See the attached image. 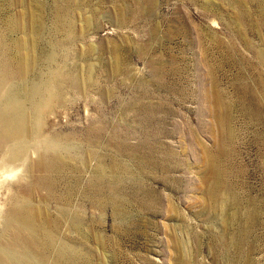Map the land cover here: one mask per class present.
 Wrapping results in <instances>:
<instances>
[{
	"label": "rangeland",
	"instance_id": "rangeland-1",
	"mask_svg": "<svg viewBox=\"0 0 264 264\" xmlns=\"http://www.w3.org/2000/svg\"><path fill=\"white\" fill-rule=\"evenodd\" d=\"M6 248L264 264V0H0Z\"/></svg>",
	"mask_w": 264,
	"mask_h": 264
},
{
	"label": "bare ground",
	"instance_id": "bare-ground-1",
	"mask_svg": "<svg viewBox=\"0 0 264 264\" xmlns=\"http://www.w3.org/2000/svg\"><path fill=\"white\" fill-rule=\"evenodd\" d=\"M12 120H14V117H10V124L9 125L6 122V124H7V128L5 130L7 132L6 136H9V137H15V135L17 136L22 131V129H21L22 125L19 123V121L11 122ZM22 123H23V121H22ZM2 137L3 136H1V138ZM10 221L15 222V224H17L18 226L21 225L23 228H25V227H27L29 229L32 228V223L29 221V219H27V217L24 214H22L20 212L18 207H16L13 211L10 212ZM17 230L19 231V229H17ZM17 230H16V232H17ZM3 251L4 252H2V253L7 257V259H6L7 261H5V259H3V257L1 256V253H0V264H19L20 263L19 262L20 259L17 258V256L14 253V250H11V249L8 250L6 248Z\"/></svg>",
	"mask_w": 264,
	"mask_h": 264
}]
</instances>
